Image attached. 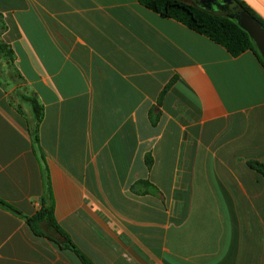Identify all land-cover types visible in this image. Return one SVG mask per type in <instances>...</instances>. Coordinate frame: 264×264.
Returning <instances> with one entry per match:
<instances>
[{"label": "crops", "instance_id": "obj_1", "mask_svg": "<svg viewBox=\"0 0 264 264\" xmlns=\"http://www.w3.org/2000/svg\"><path fill=\"white\" fill-rule=\"evenodd\" d=\"M0 43V264H83L43 202L92 264H264L253 51L138 0H0Z\"/></svg>", "mask_w": 264, "mask_h": 264}, {"label": "trees", "instance_id": "obj_2", "mask_svg": "<svg viewBox=\"0 0 264 264\" xmlns=\"http://www.w3.org/2000/svg\"><path fill=\"white\" fill-rule=\"evenodd\" d=\"M145 8L159 14L164 18L176 20L188 28L204 35L215 43L224 47L233 57H238L246 51H253L258 60L264 66V60L260 56L255 43L249 34L242 29L237 21L241 13H246L256 20L264 29V19L243 0H138ZM0 53L8 58H13V52L0 43ZM33 111L39 122L42 120L43 109L35 99H29ZM151 160H148V165ZM251 168L264 177V164L256 161L248 163ZM3 206L11 207L3 202ZM27 222L32 231L38 236H44L41 231L42 223L50 226L56 233L64 238V242L58 243L61 248L74 251L83 264H92L57 224L54 217L52 203L43 202L42 208Z\"/></svg>", "mask_w": 264, "mask_h": 264}, {"label": "water", "instance_id": "obj_3", "mask_svg": "<svg viewBox=\"0 0 264 264\" xmlns=\"http://www.w3.org/2000/svg\"><path fill=\"white\" fill-rule=\"evenodd\" d=\"M237 21L239 26L249 34L264 60V29L262 26L246 13H241L237 17Z\"/></svg>", "mask_w": 264, "mask_h": 264}]
</instances>
